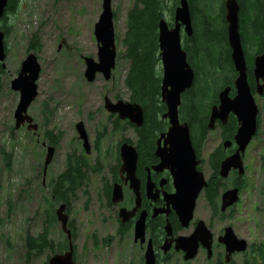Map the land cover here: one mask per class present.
<instances>
[{
	"label": "rangeland",
	"instance_id": "1",
	"mask_svg": "<svg viewBox=\"0 0 264 264\" xmlns=\"http://www.w3.org/2000/svg\"><path fill=\"white\" fill-rule=\"evenodd\" d=\"M101 4L102 0H17L15 10L4 14L0 20V27L3 25L7 32L5 68L0 78V264H47L53 255L49 251L27 255L24 247L27 235L35 237L47 231L48 239L55 245L64 241L68 244L55 216L60 204L50 200V185L64 171L67 156L82 153L90 167L96 165L99 171L88 170L85 185L76 192L65 211L67 229L71 232L69 223L74 228L75 264H143L144 249L134 244L132 231L125 235L117 232L118 209L106 204L103 193L105 182L111 180L110 171L116 163L120 141L122 138L135 141L131 127L115 130L114 122L118 118L105 111L103 101L104 97L129 101L123 85L127 62L120 57L123 51L120 41L125 31L126 13L133 0H111L115 67L108 81L97 76L88 82L84 77L83 58L96 59L93 29L101 13ZM168 19V15L165 16L167 22ZM30 46L34 49L29 50ZM28 53L35 54L40 67L37 96L27 110L38 126L37 135L27 131L26 125L14 129L13 114L19 93L11 90L10 82L17 76ZM254 99L260 126L246 148L245 191L220 222L210 218L202 194L194 211L195 219L206 224L211 221L215 234L221 227L230 226L238 238L247 242V250L235 254L229 264H241L249 259L252 247L264 244L260 173L264 96L254 95ZM78 122L83 123L88 137L91 150L88 155L75 130ZM45 132H52L59 139L53 145V156L43 175L46 148L51 146L43 136ZM218 142L217 131H209L202 160H206L208 149ZM204 172L207 177V169ZM124 197L126 200L128 194ZM157 264H215V260H207L204 253H198L193 260L184 261L171 250L166 255L159 251Z\"/></svg>",
	"mask_w": 264,
	"mask_h": 264
},
{
	"label": "water",
	"instance_id": "2",
	"mask_svg": "<svg viewBox=\"0 0 264 264\" xmlns=\"http://www.w3.org/2000/svg\"><path fill=\"white\" fill-rule=\"evenodd\" d=\"M8 0H0V20L5 14ZM224 21L226 24L227 44L230 49V60L236 72L233 82L234 96H229L230 87L219 91L218 105L212 106L208 119V130L214 128L216 121L225 123L229 114H232L238 123L234 142L236 151L226 157L220 163L219 176L227 177L230 170H237L243 175L242 155L252 138L257 132L258 108L247 83L246 64L241 46L239 34V6L236 0L224 1ZM181 32L185 37L192 33L191 18L186 0H178V6L173 13L172 26L165 19L158 23V49L161 67L160 101L165 106V112L161 116L167 121L168 128L161 133L156 142L155 156L159 163L152 167L155 172L167 170L172 178L174 193L162 192L165 208L155 210L153 216L164 214L168 216L174 212L181 227L185 228L193 219L196 201L206 186L203 172L197 169L199 161L192 147L189 128L186 123H181L178 117L181 95L188 90L193 83V70L187 63L186 53L181 45ZM93 35L97 43V61L85 57L84 77L86 81H94L95 75L101 73L105 80L111 77V71L115 67L116 49L113 27V13L111 0H102L101 13L94 25ZM5 34L0 30V67L5 68ZM252 75L255 81L254 92L262 96L264 91V50L256 55L252 62ZM39 64L35 54L28 53L21 62L17 76L10 82V88L19 93V101L13 114L14 129L26 125V130L36 135L38 126L33 123L32 117L27 114L28 107L37 96L36 81L39 74ZM104 109L110 115H116L119 120H126L129 124L139 128L143 122V111L141 107L129 101L118 100L111 102L104 98ZM78 139L82 142L85 154H90L88 137L82 122L75 125ZM228 144H224L227 147ZM53 146L46 148L43 163V175L51 162ZM119 173L126 174L129 188L135 197V205L132 210L120 208L118 218L120 222L126 223L132 218L140 206L139 181L136 177L137 152L135 147L128 142H123L118 147ZM147 184V192L150 190ZM238 190L228 189L221 195V212L232 207L238 201ZM123 199L122 187L115 183L111 190V203L119 204ZM65 205L61 204L55 211L57 221L61 224L62 231L66 234L68 248L62 253H55L47 264H75L73 259V245L71 232L67 229L68 216L65 214ZM145 212L141 213L134 223L133 241L144 242ZM165 240L160 246L163 255L171 248L176 252L183 253V260L190 261L195 258L199 244L207 251V258L211 256L212 235L204 221L198 220L194 232L187 237L178 236L172 238L171 226L166 221L164 226ZM218 242L225 248V262L229 261L232 254H240L247 250V242L238 238L230 226L225 227ZM143 264H155V253L150 241L147 242L143 254Z\"/></svg>",
	"mask_w": 264,
	"mask_h": 264
},
{
	"label": "trees",
	"instance_id": "3",
	"mask_svg": "<svg viewBox=\"0 0 264 264\" xmlns=\"http://www.w3.org/2000/svg\"><path fill=\"white\" fill-rule=\"evenodd\" d=\"M224 1L186 0L190 12L192 33L190 37L183 36L182 47L186 53L187 63L193 70L194 78L192 86L181 95L178 117L181 123L187 124L190 130V140L196 152H198L200 142L206 137L208 114L212 103L217 100L219 91L230 87L229 94H234L233 82L236 72L230 60V49L227 44ZM236 1L239 6V34L246 64L247 83L253 93L255 88L252 75L253 58L264 50V0ZM16 5L17 0H8L5 14L13 12ZM177 6L178 0H133L132 7L126 13L125 31L120 41L123 47L120 57L127 62L123 85L128 92L129 102L141 107L143 122L139 128L118 119L114 123L115 130H122L127 126L132 128L135 141L122 138L119 145L122 142L134 144L141 163L153 158L154 140L168 125L167 121L161 118L165 112V106L160 101L161 67L158 49V23L168 15L169 22L167 23L171 26L173 13ZM0 30L6 36L7 32L3 25ZM33 49L34 46L29 47V50ZM3 72L0 67V78ZM235 128L234 120H229L224 137L230 138ZM43 136L51 146L56 145L59 139L52 132H45ZM94 146L97 150V143ZM218 155L219 151L210 157V165L216 172L213 178H210L203 192V197L213 217L219 214L216 202L220 186L217 178L220 160ZM115 161L116 163L110 171L111 180L104 184L107 195L111 188L110 183L118 181L117 150ZM260 169L264 176V140L260 155ZM88 170L99 171L96 165L90 167L87 157L83 153L77 156L68 155L64 171L50 185L51 202L64 204L68 209L76 192L85 185ZM261 194L264 201V184ZM221 215L223 216V214ZM52 217L54 216L52 215ZM162 224L163 222L159 226L160 234H162ZM68 226L71 229L72 240L74 228L71 223ZM24 247L27 255L43 251L55 254L66 251L68 244L67 241H64L55 245L52 240L48 239L47 231H43L35 237L27 235L24 238ZM250 253L249 259H244L241 264H264V244L252 247Z\"/></svg>",
	"mask_w": 264,
	"mask_h": 264
},
{
	"label": "flooded vegetation",
	"instance_id": "4",
	"mask_svg": "<svg viewBox=\"0 0 264 264\" xmlns=\"http://www.w3.org/2000/svg\"><path fill=\"white\" fill-rule=\"evenodd\" d=\"M96 49H97V43H96ZM84 58H83V61H84ZM89 58H92V57H89ZM92 59L94 61H97V56H96V59H94V58H92ZM84 65H85V62H84ZM111 73H112V71H111ZM97 76H100L104 79V77L101 73H97L95 75L94 80L96 79ZM105 81H108V80H105ZM254 93L255 92H253V94ZM234 94H235V92H234ZM234 94L233 95L229 94V96L232 97V96H234ZM262 96H264V91H263ZM110 101L116 102V101H118V99L110 100ZM216 105H218V97H217V100L214 103H212L211 107L216 106ZM209 116H210V111L208 114V118H209ZM231 119L234 120L236 128L233 132V135L230 138H225L224 133L227 131L226 125L228 124L229 120H231ZM262 125H264V120H263ZM237 127H238V123H237L236 118L232 114H229L227 119H226V122L224 124L221 123L220 121H216L214 124V128L212 130H207L205 139L200 142L198 152H196V150L194 149V147L192 145V147L196 153V158L199 161L197 169L199 171L203 172L204 177H205L204 169H207L208 175H207V177H205L206 186H207V183L209 182L210 178H213V176L216 172V170H214L213 167L210 165V157L212 155H215V153H217L219 151L218 156H220V160H219V165H218V170H217V178L219 179L220 186L218 187V196L216 199L219 214L217 216L213 217L212 213L210 211V218H212L213 220L215 219L214 222H220V220L225 216V213L228 210L230 211V208L233 207L232 206V207L228 208L227 210H225L224 212H221L220 207H221V195H222V193L228 189H237L238 194L240 195V193H242L246 189L245 188L246 187V180L244 177V173H243V175H239L237 170H230L227 177L222 178L219 176V167H220L221 161H223L226 157L232 155L237 149L235 142H234V138H233L235 133H236ZM167 128H168V125L166 126L165 130L162 133H164L167 130ZM207 129H208V127H207ZM209 131L210 132L211 131H217L219 142L217 145L212 146L208 149L207 158L204 161V160H202L201 155H202L203 147H204V144L207 140V134ZM189 135H190V130H189ZM157 139H158V137L154 140V147H153V152H152L153 158L152 159H150L149 161L141 163L139 153H137L136 177L138 178V181H139V191L138 192H139V196H140L141 200H140L139 209L135 212V214L132 218H130L126 223H123V224L120 222V220L118 218V210L120 208H125L126 210H132L134 205H135V197H134L132 190L129 188V181L125 180V178H126L125 173L123 175H120L119 170L117 168V179H118V181H116V182L114 181V182L110 183L111 188H110L108 195L106 194V190L103 191L104 196H105V200H106V204L110 207H114V208L118 209L116 221H117V232L120 235H125L126 233H128L130 231H132V234H133L135 221L137 220V218L139 217V215L141 213L145 212L146 215H145V224H144V242L143 243H140V241H138V242L133 241V242H134V244L138 243L140 250L144 249L143 250V254H144L147 242L150 241L152 248H153V251L155 253V264H157V260L159 257V251L161 252L160 246L162 245L163 241L165 240L164 226L166 224V221H168V223L170 224L171 232H172V238L175 239L178 236H184V237L190 236L194 232L197 221L201 220V219H195L194 213H193V219L190 221V223L187 227L183 228L180 226L178 219H177V216L174 214V212H170L168 214V216H165L164 214H158V215L153 216V213L155 210L165 208V203L162 199V192H165L167 194L174 193L173 182H172V178H171L169 172L167 170H163L161 172H155L152 169V167L156 166L159 163V158L155 156ZM225 143L228 144L227 147H224ZM129 144H131V143H129ZM191 144H192V141H191ZM132 145L134 146V144H132ZM245 153H246V150L244 151V154L242 155V164H243L244 170H245V165H244ZM118 159H119V157H118ZM118 167H119V165H118ZM260 173L262 176V188H263L264 176H263L261 169H260ZM214 178H216V177H214ZM115 183H118L121 185L123 199L119 204L113 205L111 203V190H112L113 184H115ZM147 184L150 185V187H149L150 190L148 192H147ZM206 186L203 188V190L201 192L202 195H203V192H204V189L206 188ZM125 192L128 194V198L126 200L124 197V195L126 194ZM237 202H239V201H237ZM237 202H236V204H237ZM194 211H195V209H194ZM221 214H223V216ZM161 222H163L162 234L159 233V226H160ZM204 223H205V221H204ZM205 225L212 235L211 256H210V258H207V251L204 247H202L201 244H199L197 255H198V253H202V254L204 253L205 258L207 260H210V259L215 260V264L232 263L233 257L236 253L231 255L228 262H225V248L222 244H220L218 242V238L223 234L225 227H221L220 230L218 231V233L215 234L213 231V225H212L211 221H209L207 224L205 223ZM181 231H185V233L181 234ZM171 250L174 251V253L181 255L182 259H183V253L182 252H176L173 249V247L171 248ZM142 259H143V255H142Z\"/></svg>",
	"mask_w": 264,
	"mask_h": 264
},
{
	"label": "bare ground",
	"instance_id": "5",
	"mask_svg": "<svg viewBox=\"0 0 264 264\" xmlns=\"http://www.w3.org/2000/svg\"><path fill=\"white\" fill-rule=\"evenodd\" d=\"M254 56V55H253Z\"/></svg>",
	"mask_w": 264,
	"mask_h": 264
}]
</instances>
